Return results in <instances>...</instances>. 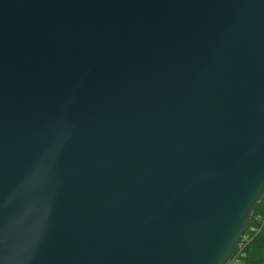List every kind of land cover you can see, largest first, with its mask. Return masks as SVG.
Segmentation results:
<instances>
[{"label":"water","instance_id":"water-1","mask_svg":"<svg viewBox=\"0 0 264 264\" xmlns=\"http://www.w3.org/2000/svg\"><path fill=\"white\" fill-rule=\"evenodd\" d=\"M264 199V0H0V264H229Z\"/></svg>","mask_w":264,"mask_h":264},{"label":"trees","instance_id":"trees-1","mask_svg":"<svg viewBox=\"0 0 264 264\" xmlns=\"http://www.w3.org/2000/svg\"><path fill=\"white\" fill-rule=\"evenodd\" d=\"M241 243L242 250L237 249L229 264H264V199L255 208Z\"/></svg>","mask_w":264,"mask_h":264},{"label":"built area","instance_id":"built-area-1","mask_svg":"<svg viewBox=\"0 0 264 264\" xmlns=\"http://www.w3.org/2000/svg\"><path fill=\"white\" fill-rule=\"evenodd\" d=\"M244 236V235H243ZM243 238V237H242ZM242 238H241V240H240V242L238 243V245H237V248H236V251H237V249H239V251H241L242 250V248H243V246H244V243H241V241H242ZM235 251V252H236ZM235 254V253H234ZM234 257V256H233ZM232 257V258H233Z\"/></svg>","mask_w":264,"mask_h":264}]
</instances>
